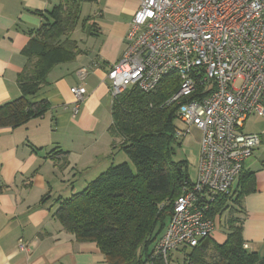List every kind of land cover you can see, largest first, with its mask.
Listing matches in <instances>:
<instances>
[{"label":"crops","instance_id":"crops-1","mask_svg":"<svg viewBox=\"0 0 264 264\" xmlns=\"http://www.w3.org/2000/svg\"><path fill=\"white\" fill-rule=\"evenodd\" d=\"M59 1L0 0V104L20 95L17 77L30 32ZM79 1V20L70 33L79 52L48 72L47 88L38 97L46 99L48 110L16 127L0 128V264H106L94 242L76 240L53 213L57 197L80 191L91 177L69 178L73 167L65 159L94 153V141L86 135L94 137L103 116L111 115L113 99L105 74L121 56L141 0H96V12L94 0ZM84 8L89 11L83 13ZM80 67L87 69L81 82L86 95L73 115L70 88L80 83ZM242 130L257 134L260 143L233 183L232 197L241 191L242 209L234 206L232 217L241 221L245 247L264 256V117L250 116ZM232 205L230 198L212 211L215 229L210 239L225 240Z\"/></svg>","mask_w":264,"mask_h":264},{"label":"built area","instance_id":"built-area-1","mask_svg":"<svg viewBox=\"0 0 264 264\" xmlns=\"http://www.w3.org/2000/svg\"><path fill=\"white\" fill-rule=\"evenodd\" d=\"M124 43L105 74L112 99L130 87L153 91L165 76H175L178 87L167 103L178 106L184 126L175 137L190 127L200 131L196 180L174 200L151 256L166 261L212 234L216 197L231 194L260 143L242 127L250 116L264 117V0H141ZM86 75V67L78 68L80 83L70 88L73 115L86 95Z\"/></svg>","mask_w":264,"mask_h":264},{"label":"trees","instance_id":"trees-1","mask_svg":"<svg viewBox=\"0 0 264 264\" xmlns=\"http://www.w3.org/2000/svg\"><path fill=\"white\" fill-rule=\"evenodd\" d=\"M79 2L60 0L30 32L17 77L20 95L0 104V128L16 127L48 110L46 99L38 98L47 88L48 72L79 52L77 41L70 37L79 20ZM177 87V78L167 75L153 91L130 87L116 96L108 127L113 137L111 156L122 150L128 161L110 165L80 191L55 199L53 217L76 240L94 242L106 264H166L161 256H151L168 225L174 200L191 184L172 160L178 106L167 101ZM232 195L233 190L218 195L211 209L219 210L230 198L234 202L225 240L218 243L209 236L194 247L181 248L186 264H264V256L245 247L241 221L232 217L234 206L242 209V193Z\"/></svg>","mask_w":264,"mask_h":264},{"label":"rangeland","instance_id":"rangeland-1","mask_svg":"<svg viewBox=\"0 0 264 264\" xmlns=\"http://www.w3.org/2000/svg\"><path fill=\"white\" fill-rule=\"evenodd\" d=\"M98 5L94 0V12ZM88 8L83 9V13L88 12ZM82 13V15H83ZM112 122V116L105 114L100 122V128L95 133V136H88L89 141H94V153L89 158L71 156L65 161H71L69 168V178L75 176L77 179L88 178V182L98 177L110 165L118 164L123 161H128L126 154L122 150H116L111 156V138L108 127ZM179 129L184 126L180 121H176ZM183 130V129H182ZM178 141L172 145V160L179 163L184 172L188 174L191 182H194L197 177V169L200 158V131L195 127H190L189 131L183 137H177ZM68 197L69 195H63ZM223 226V222L220 221ZM189 249H186V251ZM171 260H166V264H186L184 252L181 248L171 253ZM262 256V255H260ZM208 260L210 261L209 257Z\"/></svg>","mask_w":264,"mask_h":264}]
</instances>
